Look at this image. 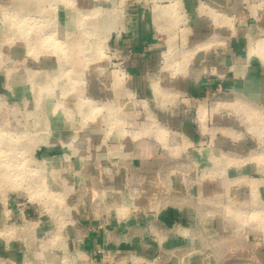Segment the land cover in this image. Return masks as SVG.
<instances>
[{
    "label": "rangeland",
    "instance_id": "rangeland-1",
    "mask_svg": "<svg viewBox=\"0 0 264 264\" xmlns=\"http://www.w3.org/2000/svg\"><path fill=\"white\" fill-rule=\"evenodd\" d=\"M262 16L264 0H0V264H95L85 240L132 213L161 141L168 178L218 175L192 168L209 134L259 137L248 160L264 164ZM237 174L215 202L243 244L221 264H264V171Z\"/></svg>",
    "mask_w": 264,
    "mask_h": 264
},
{
    "label": "crops",
    "instance_id": "crops-1",
    "mask_svg": "<svg viewBox=\"0 0 264 264\" xmlns=\"http://www.w3.org/2000/svg\"><path fill=\"white\" fill-rule=\"evenodd\" d=\"M193 6L191 4L189 8L193 10ZM261 22L264 23V16ZM192 24L194 27L197 25L195 31L209 27L206 19L196 18ZM147 33L148 31L145 35L140 34L139 39L132 41V44L140 46L143 40L146 45L150 41ZM150 58L153 57L147 56L141 61V71L137 74L141 80L142 73L150 66ZM98 87L102 88L100 83ZM177 87L181 86L177 84ZM93 91L96 92L97 87ZM176 114L177 111L163 113L161 119L165 123H177ZM186 128L188 129L184 121L179 120L177 129L184 133ZM189 133L191 132H185L191 139H202L198 133ZM223 134L234 136L226 129ZM208 136L217 150L207 147L192 151L191 155L195 160L192 168L201 172L219 171L218 175H201L202 177L185 180L184 176L174 174L168 178V174H163L169 166L166 157H163L166 153L163 151L162 141L154 154L151 151L149 158L152 159L147 157L139 161L135 168L138 181H135L133 187H141L143 195L137 201L126 197V203L134 209L132 213L117 207L115 214L107 217L103 229L93 231L84 242V247L90 250L95 264H221L233 250L242 249L243 241L238 238L233 241V231L227 229V211L218 209L215 201L223 196V203L226 204L228 194L236 197L233 193L238 191L234 187L232 190L231 183L232 179L239 180L240 177L238 174L233 177L234 171L243 173L244 179H248L245 174L258 175L264 171V164L248 160L253 153L249 149L253 146L257 148L261 141L259 137L247 136L245 140H250L245 142L246 145L241 141L239 147L233 149L229 138ZM112 142L115 143V137H112ZM227 151L240 155L241 163L237 164V159L228 156ZM164 182L169 188L167 191H163V187H166L163 186ZM164 192L165 195H162ZM155 193L162 197L157 198Z\"/></svg>",
    "mask_w": 264,
    "mask_h": 264
},
{
    "label": "bare ground",
    "instance_id": "bare-ground-1",
    "mask_svg": "<svg viewBox=\"0 0 264 264\" xmlns=\"http://www.w3.org/2000/svg\"><path fill=\"white\" fill-rule=\"evenodd\" d=\"M53 43H54V41H53ZM56 52H57V54H59L60 53V51L59 50H55Z\"/></svg>",
    "mask_w": 264,
    "mask_h": 264
}]
</instances>
